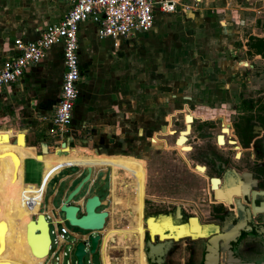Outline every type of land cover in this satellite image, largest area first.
I'll list each match as a JSON object with an SVG mask.
<instances>
[{"label": "rangeland", "instance_id": "1", "mask_svg": "<svg viewBox=\"0 0 264 264\" xmlns=\"http://www.w3.org/2000/svg\"><path fill=\"white\" fill-rule=\"evenodd\" d=\"M181 3L188 5L190 0H181ZM165 15H160V19L166 18ZM188 32L192 36L196 34L186 22L174 35L186 39ZM189 46H192V52L171 61L169 70H158V63L152 61L151 55L146 52L147 47L137 53L135 45H130L126 50L130 58L117 59L122 61L128 71L126 102L123 101L127 111L122 117L124 122L116 127L123 131L119 136L106 135V130H115L114 121L110 124L107 121L81 124L76 118L71 119L64 133H59L45 127V116L30 105L31 98L25 88L14 93L8 90L9 94L0 95V264H74L71 248L75 240H85L93 234L99 235V241L110 246L108 256L112 261L100 259L97 249L83 257V264H120L123 256L130 257L136 248L135 244L130 246V241L120 238L116 227L127 222L143 240V222L132 218L142 211L144 195L157 197L154 199L157 201L156 212L152 214L145 211L142 217L147 219L156 214V223L148 221L151 236L162 232V229L158 230L159 226L169 224L172 205L168 204V174L164 169L154 173L147 166L143 167L136 137L141 131L143 135L167 134L170 109L167 99L171 94V85L197 81L195 76L186 71L219 68V49L213 51L219 44L215 41ZM206 48L209 49L207 53ZM78 52L76 50L80 60ZM159 62L166 63L162 59ZM25 123L30 127L27 135H34V140L29 138L28 143L35 145L38 141L45 142L49 147L46 153L37 156L38 147L36 149L35 145V152L31 147H26L21 136L14 143L11 142L18 128ZM97 132L103 134L100 141L94 140ZM65 138H69L71 143L67 140V144L59 148L57 143L63 142ZM148 153L152 154V151L145 152L144 156ZM158 155L164 159L168 157L165 151H159ZM25 159H32L36 164L29 160L23 164ZM68 174L73 181L85 184L92 182L91 187L82 192L87 193L82 201H75L76 193L64 184ZM108 182H115L116 186ZM108 192L112 202L107 198ZM91 197L96 198L97 204L88 203V206L93 208L92 211L111 210L110 221L102 229H83L69 224L59 208L62 205L72 207L74 201L77 215L81 216L84 214L85 201ZM38 216H42L45 223L38 220L36 224ZM31 221L33 223L29 224ZM44 227L47 244L43 239ZM37 229L42 230V233L37 237L36 244L43 248L46 246V253L38 254L33 249L31 234L36 233ZM120 241L126 250L119 247ZM128 262L132 263L131 260Z\"/></svg>", "mask_w": 264, "mask_h": 264}, {"label": "flooded vegetation", "instance_id": "2", "mask_svg": "<svg viewBox=\"0 0 264 264\" xmlns=\"http://www.w3.org/2000/svg\"><path fill=\"white\" fill-rule=\"evenodd\" d=\"M232 1V50L219 51V68L186 71L195 83L171 85L166 135L136 137L143 167L168 174L166 238L142 219L143 248L169 242L162 264H207L214 251L215 264H264V0ZM155 198L144 195L142 217Z\"/></svg>", "mask_w": 264, "mask_h": 264}, {"label": "crops", "instance_id": "3", "mask_svg": "<svg viewBox=\"0 0 264 264\" xmlns=\"http://www.w3.org/2000/svg\"><path fill=\"white\" fill-rule=\"evenodd\" d=\"M175 2L177 6L174 13L166 14V18L161 20L159 16L163 14L154 11L153 24L148 32L121 40L117 47H113L109 39H97L95 36L96 28L90 21H84L78 25L76 35L77 53L79 54L78 50L80 51V60L78 59L80 79L78 83V98L74 104L71 119L76 118L81 124H97L105 121L110 124L111 121H114L115 130H106V135L113 137L119 136L120 133L123 134L122 129H117L116 127L124 122L122 117L127 111L125 88L128 83L126 80L128 71L122 65V61L117 59L124 57L123 59L127 60L130 58L129 52L126 53L130 45H135L137 53L140 49L147 47L148 51L146 52L151 55L152 61L155 60V63H158L156 66L158 70H169L171 61L192 52V46L189 45L203 41H215L216 44H219V47L214 48L213 51L218 49L219 51L232 50L230 34H233L234 26L241 23L239 21L241 13L235 8L232 0H200L199 3H194V1L190 0L188 5H183L181 0H175ZM66 10L67 6L59 0H0V64L15 54L13 47L15 39L23 41L34 40L42 30L57 25ZM186 22L189 24V28H193L196 31V34L192 36L188 32V38H176L177 35L174 34L179 31L180 27H184ZM226 22L227 24H225ZM221 38L224 40H221ZM220 45L224 46V48L220 49ZM208 51L209 49L206 48L205 52L207 53ZM115 59L116 61H114ZM161 59L166 61V63L159 62ZM61 75L60 46H53L44 53L38 63L26 69L17 82L0 87V95L2 93L9 94L8 90L14 93L25 88L31 98V101H29L30 105L35 106L42 112V115L45 116V127L53 130L50 119L58 100ZM124 100L125 102H123ZM124 106L125 110L123 109ZM20 127L28 128V131L30 128L28 123ZM94 135H97L94 138L95 141H100V136H103L102 133L98 132ZM33 137L34 135H26V145L35 152V145L37 149L39 141L35 145L28 143L29 138L34 140ZM60 143L58 142L57 146ZM70 143L71 140L69 139ZM46 147L49 150L47 144ZM27 160L36 164V161L32 159H25L23 164ZM64 180V184L68 185L67 188L76 193V198L74 199L78 202L82 201L85 194H87L82 192L91 187L92 184V182L85 184L73 181L72 176L69 174ZM108 183L116 186L115 182ZM78 196L79 198H77ZM89 196L96 195L90 194ZM109 196L111 195L108 192L107 198L111 199L112 202V198ZM72 203L74 204H72V207L77 205L74 201ZM92 212L105 214L101 225L102 228L110 221L111 210L106 209L104 212L93 210ZM79 217L77 215L74 218L78 219ZM120 217L123 218L122 215ZM135 219L142 221L139 216L132 218V220ZM116 228L120 238L130 241V246L135 244L136 248L130 257L123 256L120 264H130L129 260L132 261L131 264H146L141 244L142 238L139 233L127 222L125 225L117 226ZM107 245H98V247H105L108 250L110 246ZM119 247L123 250L127 249L124 245ZM98 254H101L99 250ZM212 258L214 257L209 260ZM209 260H206L207 264H209Z\"/></svg>", "mask_w": 264, "mask_h": 264}, {"label": "built area", "instance_id": "4", "mask_svg": "<svg viewBox=\"0 0 264 264\" xmlns=\"http://www.w3.org/2000/svg\"><path fill=\"white\" fill-rule=\"evenodd\" d=\"M59 1L67 6V10L57 25L42 30L32 41H13L15 54L0 64V87L17 82L26 69L41 60L47 50L60 46L62 75L58 100L50 122L56 131L64 133L78 98V25L90 21L96 28L98 39H109L112 46L117 47L121 40L148 32L153 24L154 11L160 14L173 13L177 3L175 0ZM79 241L84 243L87 251V239Z\"/></svg>", "mask_w": 264, "mask_h": 264}, {"label": "water", "instance_id": "5", "mask_svg": "<svg viewBox=\"0 0 264 264\" xmlns=\"http://www.w3.org/2000/svg\"><path fill=\"white\" fill-rule=\"evenodd\" d=\"M28 133V128H22L20 127L17 131H16V135L15 137L12 139V143H14L16 141V139L21 136L23 144L28 147L26 145V135ZM67 140H69L68 138L65 139L64 142H61L59 145V148H62V146L64 144H67ZM38 149H39V153L37 154V156L46 153L47 152V147L45 142H39L38 144ZM88 203L90 204H97L96 198L95 197H91L90 199H87L84 203L83 209H84V214L81 215L78 219L74 218V207H65V206H61L59 208L60 211H62L63 213V217L67 220V222L73 223L75 225H77L78 227H81L83 229H98L101 227L102 225V221H103V217L105 216L104 213H93L92 209L90 206H88ZM38 220H40V222L45 223L43 221L42 216H38L37 220H35L36 224L38 223ZM149 220H153L151 217L147 218L145 220V223L148 227V221ZM33 223V221H31L29 224ZM152 224H154V222L152 221ZM181 229V226H178ZM42 233V230L37 229L36 233H32L31 234V242L33 245V249L37 251L38 254L40 253H46V249L47 247L45 246L44 248L41 247V245H37V237L40 236ZM150 233V230H149ZM151 234V233H150ZM170 234V233H169ZM44 235L45 237L43 238L45 240V243H48V239L46 237V227H44ZM159 237H165L166 235H159ZM151 240V237L149 238ZM99 235L93 234L92 236H89L87 238V242H88V250H85V245L82 241H76L73 245L72 251H71V256L73 258L74 264H83V257L88 253V254H92L97 250L98 244H99ZM168 241H163L161 243H156V244H151V242L149 240L146 241L145 243V247L143 248V252L145 254V260L147 261L148 264H162L163 262V255L165 253V250L167 248L168 245ZM215 264V262L213 263Z\"/></svg>", "mask_w": 264, "mask_h": 264}, {"label": "bare ground", "instance_id": "6", "mask_svg": "<svg viewBox=\"0 0 264 264\" xmlns=\"http://www.w3.org/2000/svg\"><path fill=\"white\" fill-rule=\"evenodd\" d=\"M63 146H62V148H63ZM74 215L77 216V210L76 209L74 210ZM101 228H102V226L100 228H98V229H101ZM148 229H149V226H148ZM160 234H162V232H160ZM170 235L171 234H169V236ZM169 236H167V237H169ZM98 245H100V246H106L107 244L102 243L101 241H99V244ZM118 245L121 246L123 244L120 241V243ZM97 249L99 250V253H101L99 255V258L100 259L105 260V261H112V260H110V257L108 256V250L105 247H98ZM211 257H214V258H212L211 260H209ZM216 259H217V256L215 255V251L212 252V253H210V256H207L206 257V260H209L210 261V262H208L209 264H213L214 262H216Z\"/></svg>", "mask_w": 264, "mask_h": 264}, {"label": "trees", "instance_id": "7", "mask_svg": "<svg viewBox=\"0 0 264 264\" xmlns=\"http://www.w3.org/2000/svg\"><path fill=\"white\" fill-rule=\"evenodd\" d=\"M137 216H139V217H141V218H142V211H141V212H139V214H138Z\"/></svg>", "mask_w": 264, "mask_h": 264}]
</instances>
